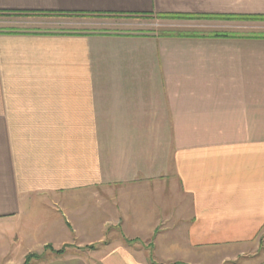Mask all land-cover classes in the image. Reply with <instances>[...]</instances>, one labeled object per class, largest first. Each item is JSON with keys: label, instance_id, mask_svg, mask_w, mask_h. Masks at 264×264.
Wrapping results in <instances>:
<instances>
[{"label": "crops", "instance_id": "obj_1", "mask_svg": "<svg viewBox=\"0 0 264 264\" xmlns=\"http://www.w3.org/2000/svg\"><path fill=\"white\" fill-rule=\"evenodd\" d=\"M0 13L264 15V0H0ZM184 23L0 32V264L46 247H92L90 264H264V22Z\"/></svg>", "mask_w": 264, "mask_h": 264}, {"label": "rangeland", "instance_id": "obj_2", "mask_svg": "<svg viewBox=\"0 0 264 264\" xmlns=\"http://www.w3.org/2000/svg\"><path fill=\"white\" fill-rule=\"evenodd\" d=\"M60 18L50 16H22V15H0V32H23L35 33L50 30H57L59 27L76 28V29H108L114 31L115 29L124 32H169L171 29L176 31H183L182 25H187L184 21L196 19H172V18H119L115 20L111 17H88V16H75L70 17L68 21H61ZM73 20V21H71ZM76 20V21H75ZM114 20V21H112ZM198 20V19H197ZM66 22H71L65 24ZM261 26H264L261 24ZM51 249V248H50ZM87 251H74L63 250L61 255H55L53 250L50 251L48 247L43 252L31 253L29 255L38 256L36 259L31 260V264H90L91 260L88 256L92 247L86 248ZM58 250V251H60ZM26 259V258H25ZM25 262V260H24ZM23 262V263H24ZM22 263V264H23Z\"/></svg>", "mask_w": 264, "mask_h": 264}, {"label": "trees", "instance_id": "obj_3", "mask_svg": "<svg viewBox=\"0 0 264 264\" xmlns=\"http://www.w3.org/2000/svg\"><path fill=\"white\" fill-rule=\"evenodd\" d=\"M4 13H0L3 15ZM159 18H172V19H200V18H216L223 20H238V21H250V22H264V15H242V16H220V17H191V16H159ZM7 32V31H6ZM8 33H14L13 31H8ZM52 251V249H49ZM55 255H61L63 250L53 251ZM36 255H28L23 264H31V260L36 259Z\"/></svg>", "mask_w": 264, "mask_h": 264}]
</instances>
